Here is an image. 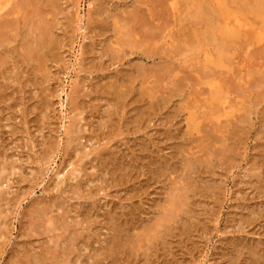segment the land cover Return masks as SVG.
Wrapping results in <instances>:
<instances>
[{
	"label": "rangeland",
	"instance_id": "obj_1",
	"mask_svg": "<svg viewBox=\"0 0 264 264\" xmlns=\"http://www.w3.org/2000/svg\"><path fill=\"white\" fill-rule=\"evenodd\" d=\"M11 1L21 8L24 7V5H27L26 3L28 2L27 0H20V2H18V0ZM11 1L7 0L9 3H13ZM22 1L24 5H22ZM48 1L49 0H34L32 7L28 8V6H26V11L29 10L27 12L30 14L29 17L25 14V9L24 11L22 9H20L22 11H18L16 10L17 8L14 9L15 5L12 4V7L11 4L7 3L9 8L6 6L5 12L8 15L7 19L10 24L2 25V27H7L5 28V31H8L10 25L17 28L14 30L13 27L12 29L14 32L10 29L12 32L8 31L9 33L7 34V32L0 27V36L2 34L0 39L6 38V42L2 41L0 44V49L4 52L3 54L0 50V56L3 54L0 57L2 60L0 61V63L2 62L0 64V168H3L4 166L3 170L1 169L0 171H3L2 174L0 173V180L2 181H0V190L2 193L4 192V194L1 193L2 195H0V264H15L20 262V259L23 260L19 264H26L28 260L32 261V257L37 254V256H39V254L43 255V257L45 256L43 264H61V259H63L61 257H64L62 255L65 252L62 251V249H65V244H69L68 237L73 233L76 235L79 228L81 231H78V233H80L78 235H87L86 237L89 239L80 236L78 242H83L81 239L82 237L88 239V241L86 240L88 242L86 245L88 249L86 247L83 248V251L82 249L79 250V260L77 262L75 261L76 263L74 264H91V261L93 264H97L96 262L99 261L101 263V253L105 250V244L112 241L111 238H115L113 240L114 245L111 243L112 246H110L115 250V252H113L114 257L109 256L111 261L106 258L107 260H104L101 264H108V261L109 264H113V262L115 264H125L123 262H125L126 258V264H146V261L148 264L151 262V264H260V259L261 263L264 264V28L262 29L264 26L261 24L259 18H253V16H249L250 14L244 16V12L243 14L240 13L241 17L238 14L239 12L235 13L231 11L228 13L229 16L227 14L222 17L223 19H219V23H213L217 29L220 25L226 27L225 24L227 23L229 26L234 25L233 19L235 18L233 17H236L239 21H242V19L244 20L241 22L242 25L240 26V32L242 33V35L239 36L240 40H228L229 44L224 46L220 41H223L225 44V42L227 43V40L226 38H222L216 29L214 34L207 24L203 22L201 23L200 21H197L199 24H197V22L194 23V21L198 20L195 18V15L191 12H187V14L186 11H184L183 7L187 0H179V8L177 7L176 0H154V5L157 1L162 3L158 4L157 2L159 7H157L156 4V6H154L155 9H151L153 6H148V8H150H147V4L150 5L152 0H56V3L55 0ZM143 1H146L147 3L145 4ZM32 2L33 0H29L28 5L30 6ZM164 2L168 7L164 6L166 5ZM35 3H39V5H36L39 10L35 7ZM180 4H182V6ZM39 6H43L42 10ZM160 6L163 9L160 8ZM165 7H167V9ZM33 8L35 9L34 11ZM145 8L148 9V14L150 13V16L147 15V17L149 16L150 18H153L152 15L154 14L155 18H153L151 22L153 23V20L156 19L154 20V23H156L155 25L154 23L149 24L151 19L144 17V13L146 12ZM150 9L151 11L149 12ZM11 10L14 14L10 13ZM36 10L40 12L38 13ZM143 10L145 11L143 12ZM156 10L159 14L158 17L155 15L157 14ZM35 11L38 13V16ZM167 11H169V14H167V16L169 15V18H166ZM42 14H46V17ZM190 14L192 15L191 17ZM235 14H238L239 17L237 15L235 16ZM7 15L0 16V24L6 20L5 17ZM12 15H15V19L13 20L11 19L13 17ZM41 15L43 18L40 19V17H42ZM136 15V18L140 21L134 20L136 19ZM247 15L252 21H248ZM30 17L32 19H30ZM140 17H144L145 21L142 18L140 19ZM162 17H165L163 19L165 20L164 23H169V26L167 25L168 30L162 25ZM187 17L190 20L186 19ZM25 18L29 21L27 23L25 20L27 25L23 22V19ZM46 19L51 23L49 24ZM147 19L150 20L147 22ZM166 19L171 20L167 21ZM176 19L179 20L176 21ZM43 20L46 21L44 22ZM34 21H37V25ZM113 21L114 23L116 21L119 22L118 26L120 27L118 28V32H120V34L115 31L117 30L115 28L117 27V23L114 26ZM122 21L125 23H122ZM229 21L233 24H230ZM30 22L36 26L32 28L31 26L33 25H31ZM129 22L133 23L129 24ZM141 22H144V24ZM246 22L249 25L246 24L248 28L245 29L246 25L244 23ZM43 23H46L47 25ZM120 24H123L124 26L125 24L129 25L128 27L126 25V28H124V26L122 27ZM133 24H135L136 27L138 26L139 34L142 33L140 31L141 29L145 32L146 28V33L152 32L151 34L154 35L152 40H148V42L143 41V44L130 43L133 39L140 38L144 33L138 35V29L134 27ZM141 24L144 26L140 29L139 26H142ZM26 26H28V28ZM153 26L158 27V29L155 27L157 31L152 29ZM25 27L27 29H25ZM37 27L40 28L36 29ZM42 27L43 30L41 29ZM129 27L132 32L131 30H127ZM161 27H163L164 32ZM197 27H200V29ZM259 28L262 29V34L260 32L261 29L259 30ZM195 29L196 33L192 31ZM158 30H161L163 33L158 34ZM40 31H43V33ZM133 31L136 32L133 33ZM166 31H171V33H167ZM252 31L255 33L252 34ZM23 32L26 34L23 35ZM51 32L54 38L56 36V40L51 38ZM153 32H156L157 35ZM247 32L248 34L246 35ZM127 33L132 35L130 36ZM199 33H202L204 36ZM27 34L30 35L31 41ZM173 34H176V37L173 36ZM249 34L250 36L246 37ZM34 35L35 37H33L32 41V36ZM170 35H172L173 39ZM251 36L254 37V40L257 38V41L251 40ZM154 38L157 39L155 40ZM203 38L206 40H203ZM216 38L219 39L216 40ZM259 38L263 40L261 41ZM168 39L171 43H168ZM177 39L179 40V43H177ZM181 39L185 41L183 42ZM43 40L45 42H43ZM180 40L182 41L181 44ZM165 42L169 44V46H165ZM5 43L7 45H5ZM149 43H151V46ZM53 44L56 45V47ZM220 44L223 46L218 47ZM185 46L187 48H185ZM157 47H159V50H156ZM220 47H226V49L222 51L220 50ZM149 48L153 49V51L151 50V52H149ZM190 48L192 50H190ZM6 49H8V51ZM51 50L54 51V53L52 52V55ZM117 50L119 51L117 52ZM147 50L148 52L145 53ZM169 50H171L170 53L168 52ZM23 52H26L24 53L25 56H23ZM164 52L169 54V56ZM214 52L216 55H214ZM115 53H117V55ZM162 56L164 57L162 58ZM29 57L31 59H29ZM148 65L150 66V69L156 73L159 70H162L163 73L168 71L170 75H166L164 83L170 84H164L163 82V84L160 83L161 86L158 84L161 92L154 91L155 96L152 98V101H156V104H154L155 107L152 106L148 110L146 108L145 110L147 111L144 112V114L147 112L146 115L143 114L140 123L137 124L133 122V119L137 114L135 113L136 104H142V106L145 107L148 104V100L145 99L147 104L145 102L144 104L141 103L138 99V93L135 90L133 95H123V99L120 100L116 99L117 97L115 96L117 95L116 91L125 90L124 87L126 86L124 84L121 86L120 84L121 82L124 83L123 80L127 77L128 73L125 74V70L126 72H129L130 70L129 74L132 76V73L138 71L139 67L148 70ZM156 65L158 67H155ZM159 65L160 68L163 65L162 68L164 70L160 69ZM40 67L42 70L41 72H38L37 70H39ZM157 68H159V70H157ZM150 69L146 72H150ZM174 72H177L178 74L174 75ZM40 73L46 75L44 76ZM208 73L210 75L213 73V75L217 77L215 80L218 84L222 83L218 81L220 77H222L224 79L223 81L228 80L231 82L229 83L226 81L229 86L233 83V88H227L228 85L227 87H224L226 85H219L220 88L218 85L214 86V84L217 83L214 80L213 75L209 76ZM172 74L174 77H171ZM196 74H199L198 77ZM40 76L42 77L39 78ZM175 76L177 77L175 78ZM181 76L182 78H180ZM168 78L170 80L173 79V81L168 80ZM43 79L45 80L43 81ZM165 80L168 82H165ZM180 82L181 84H178ZM172 83L175 84V86L172 85V87H174L172 88L173 90L169 87ZM208 83L211 84V86H209ZM179 85L181 87H186H177ZM235 85L238 89H234ZM255 85L257 87H255ZM105 86L109 87L106 88ZM162 86L165 87L163 88ZM167 86L170 90L166 88ZM210 87L216 91L212 90L213 93L210 90ZM134 88L139 90V85H135ZM159 88L154 90H158ZM175 88L178 90L180 89V91ZM222 88L226 89V91L223 92ZM163 89L165 92L162 93ZM166 89H168L167 91L169 92H166ZM203 91L205 94H203ZM207 91H210V93ZM227 91H229V93ZM156 92L160 93L156 94ZM226 93L227 95L231 94V101L235 99L234 103L229 102L230 96H224ZM219 94L224 95L221 96ZM156 95L159 96L156 98ZM219 96L220 98H218ZM236 96L238 97L234 98ZM163 97H165V99ZM223 97H227V101ZM160 98L164 100L159 101L158 99ZM133 99L137 101L132 103V101H134ZM215 99H217V101ZM236 99L238 101H236ZM197 100L200 104L196 102ZM209 100L211 103L214 100L217 103L214 101L215 104L213 105ZM239 100L242 104L241 107L239 105ZM117 101H119V104ZM192 101L194 102L191 103ZM191 104L193 105L190 106ZM201 104L202 106L204 105L202 107V109L205 108L204 110L201 109ZM227 104L230 106H227ZM185 105L189 106L187 107V110L190 112L188 111L187 113V110L184 108ZM208 106H210L209 110ZM211 106L214 108L212 109ZM223 107L230 112H227ZM238 107L240 109L237 111L236 108ZM195 108L197 110H195ZM191 109L193 110L192 112ZM200 109L202 111L201 114L203 115L200 114ZM210 110L213 113L220 112L218 113L220 117L217 116V113V115H215V118L219 117V121H217L219 122L218 124H216L217 122L214 120V115ZM77 112L80 113L78 114ZM122 113H124V115ZM242 113L245 116H243ZM240 114H242V117L237 118ZM78 115L81 116L79 117L80 120L77 118ZM200 115L203 116V122L201 121L203 119H201L202 117ZM186 116L191 117V119ZM146 118L150 120L149 123ZM241 118L244 119L242 120ZM185 120H188V124H186ZM205 120L206 123L208 121V124L206 125ZM78 121L81 122L79 123ZM126 122L127 124L123 126V123L125 124ZM132 125H134V128ZM192 125L194 127H192ZM125 126L126 130L123 128ZM207 126H209L208 130L206 129ZM190 127H192V129L189 131ZM195 128L205 134L201 133L203 134L201 135L198 133L202 136L199 137L198 135V138L197 135H194L197 133ZM119 131L120 133H118ZM189 132L190 134H188ZM71 133H74L75 135ZM111 133L112 136L110 135ZM219 136L221 137L220 140ZM103 138H105V141ZM88 139L90 140L88 141ZM214 140H217L216 143H214ZM223 140L225 142H223ZM70 141L72 142L70 143ZM218 141L219 143L217 144ZM201 143H203L202 147L200 146ZM228 143L231 147L226 145ZM176 144H179L180 146H177ZM216 144H220V146L218 147ZM223 144H225L226 147L225 145L223 146ZM211 145L216 147L215 152L217 149V152L219 151L220 155H217L218 153H215L213 148H211L213 150H210ZM192 147H194V149ZM220 147L223 148L221 149ZM196 148H200L201 150L203 148V150L200 151V149ZM195 149L197 151H194ZM198 150L200 153L197 154ZM211 151H213L212 154L215 156L210 154ZM106 152L108 153L106 154ZM174 152L176 157L172 155ZM201 153H205L203 155L204 158L200 157ZM181 155L183 157L186 156V158L183 159ZM205 155L209 156H206V158L207 160L209 159V163L212 162V167L211 165L209 166L207 160H203L205 159ZM178 157H182L181 159L186 162L184 163L185 165L192 163V169L185 166L182 163V160ZM195 157H200V159H196ZM166 158L167 160H165ZM192 158H195L194 160L196 161L202 159L206 164L201 160L200 162L197 161L199 162V165ZM161 159L165 160L164 164L161 162L163 161ZM154 161H156V163ZM166 161H168V164ZM165 164L167 165L165 166ZM103 165L105 166V169L103 168ZM179 165H182L185 169L181 168ZM203 165H206V167H203ZM155 166H158L160 169ZM167 166H171L169 167V170L167 169ZM202 167L204 169H202ZM170 169L172 173L170 172ZM74 170L75 173L73 172ZM145 170L147 171L146 174ZM190 170H192V172ZM112 172L114 173L111 174ZM169 172L171 174H169ZM210 172H213V174ZM162 173L165 174L162 175ZM167 173L168 175H166ZM188 173H190V175ZM71 174H75L76 176L74 175V177ZM152 175L155 176L154 179ZM186 175L188 179L185 177ZM178 178L179 180H177ZM203 178L205 181H203ZM211 179H216V184ZM79 181V185H81L77 186ZM182 181L184 182L180 183ZM206 181L207 184H204L203 182ZM191 182L192 184H194L193 182L196 183L192 186ZM198 182L200 183L199 185H197ZM72 185L73 187H71ZM203 185L207 191L202 187ZM215 185L218 186V188H215ZM77 187V191L81 190L80 193L75 192ZM179 187H181V189H188L190 187V190L188 189L186 191V205L184 204L181 208L179 207L176 212L175 216L179 220L174 216V218L170 219V223L166 222V224L159 216L162 213L161 210L164 214L166 212L164 211V207H168L164 206L162 203L164 202L168 205L167 199L170 196L169 193L172 191V188L174 189L173 192H178L180 190ZM211 187H213V189H211ZM208 188L212 191H209ZM201 189L203 191H201ZM169 190L170 192H167ZM208 192H211L212 194L210 193L209 195ZM130 194H133L134 197ZM57 196L58 199L56 200L61 203L58 201L56 202V200L54 201ZM163 199H166V202ZM189 199H191V204H189ZM160 204L163 205L162 209L158 207ZM40 207L49 208V214L50 212L51 214L50 216H46L49 219L57 218L54 220V229H51V231L50 229L46 230V222L43 220L46 217L41 218V216H37V209ZM183 207L187 210H184ZM179 210L184 213L182 212L181 214ZM251 211H253V213H251ZM33 212L35 214H33ZM156 213L157 215H154ZM60 214L64 216L61 217ZM59 216L62 218H60L61 220H64L63 218L65 217L66 219L64 221H66V223L61 221L58 218ZM34 217L35 219H33ZM38 217H40V222L38 221ZM111 219L113 220L110 223L109 221H111ZM121 220L124 222H121ZM156 220L157 222L154 224ZM37 221L38 224L36 225ZM68 221H72V223L75 224L72 225L75 227ZM30 222H33L35 225ZM144 222L146 223V226ZM56 223L59 224L56 225ZM67 223L70 224V227H68L69 224L67 225ZM76 223L78 226H76ZM132 225L133 228L137 227L133 229ZM115 226H117V228H115ZM120 227L122 230L118 229ZM125 228L126 230H124ZM165 228H168V233L165 231ZM66 229H69L72 232L69 230L67 231ZM96 229L98 231H96ZM52 230H56L55 233ZM64 230L66 231L65 233L63 232ZM74 230L76 233L73 232ZM111 231L113 233H111ZM122 231L126 233L124 234ZM131 231H135L134 234L136 235H133ZM137 231H140L141 235L144 236L139 235L140 233ZM143 231L145 232L143 233ZM84 232L85 234H83ZM148 232L149 237L147 234ZM158 232L161 233L160 235L163 240H161L162 238ZM58 233L60 235L63 233L64 236H60ZM68 233L69 235H67ZM97 233L99 234L97 235ZM113 234H117L118 236L116 235V237L118 238L113 237ZM154 234L156 236L158 234L159 239L158 237L155 238L156 236L153 237L152 235ZM163 234H165L164 237ZM125 235L131 237V239H129V237L128 239L132 241L137 240V236L141 237L138 238L142 240H140L139 245L136 246L134 242H129L128 239V241H126ZM56 236H58V238ZM122 236L125 238L124 241L122 240ZM151 236L153 238H151ZM142 237H144L145 240ZM104 239L107 240L105 241ZM58 241H61L62 246ZM89 241L91 243H89ZM149 242H151L153 247L148 245ZM122 243L123 247L121 245ZM160 243L161 245L163 244V249L160 247ZM53 244L56 245L57 248ZM143 244H145V247ZM88 245L94 248L92 249ZM131 245H135L136 247L134 246L132 248ZM58 247H60L61 250H58ZM137 247L139 250L136 249ZM131 248L134 251H131ZM253 248L256 251L253 250ZM31 249L33 251H31ZM86 249L88 251L84 254ZM90 249L95 253V256L92 251V253H88L90 252ZM95 250L97 251V254ZM20 251L23 252V255ZM255 252L257 253L256 255H254ZM24 253H26V255H24ZM80 253L83 255L81 256ZM142 254H144V256ZM90 255L93 258L89 257ZM257 255L261 257L257 258ZM96 257H98V259H95ZM124 257L126 258L124 259ZM144 257L150 259L145 260ZM58 258H60V260ZM70 258H72L73 261L74 257L72 256ZM84 258H87V260ZM89 258L90 260H88ZM142 258L144 261H141ZM25 259L27 260L26 262L24 261ZM29 263L30 262L28 261L27 264Z\"/></svg>",
	"mask_w": 264,
	"mask_h": 264
},
{
	"label": "bare ground",
	"instance_id": "obj_2",
	"mask_svg": "<svg viewBox=\"0 0 264 264\" xmlns=\"http://www.w3.org/2000/svg\"><path fill=\"white\" fill-rule=\"evenodd\" d=\"M8 1H9V0H8ZM10 1H11V0H10ZM23 1H24V0H23ZM23 1L21 2L22 5H24V4H23ZM25 1H26V0H25ZM27 1L29 2V0H27ZM35 1H36V0H35ZM49 1H50V0H49ZM49 1H48V2H49ZM52 1H54V0H52ZM150 1H151V0H150ZM153 1H154V0H152V3H151L150 5L147 4V8H148V6H150V7L153 6V7H151V9H152V8L155 9L154 6H156V4H157L158 1H157V2L155 1V2H156L155 5L153 4ZM163 1H167V0H163ZM11 2H13V1H11ZM18 2H20V0H18ZM28 2H27V3L25 2L27 5H24V7L21 8V7H18L17 5H15L14 2H13V3H9V2H7V0H0V16L7 15V13L5 12V9H6V6H7V3L11 4V6H12V4L15 5L16 7L14 6V9L17 8L16 10H18V11H19L20 9H22V10L24 11V9H25L26 6H28V8H30V7H32L33 4H34V0H33V2L31 3L30 6L28 5ZM30 2H31V1H30ZM143 2H144V1H143ZM143 2H142V5H143ZM178 2H180V1H179V0H176L177 7L179 8ZM55 3H56V0H55ZM144 3L146 4L147 2L145 1ZM148 3H149V2H148ZM181 3H182V1H181ZM16 4H17V2H16ZM152 4H153V5H152ZM158 4H162V3H159V2H158ZM158 4H157V7H159ZM164 4H166V3L164 2ZM182 4H183V3H182ZM182 4H180V5L182 6ZM36 5H39V3H37V4L35 3V7L37 8ZM11 6H10V7H11ZM40 6H41V5H40ZM40 6H39V7H40ZM164 6H167V4L164 5ZM164 6L162 5L163 8H164ZM7 7L9 8V6H7ZM12 7H13V6H12ZM12 7H11V8H12ZM35 7H34V8H35ZM42 7H43V6H42ZM42 7H40L41 10H42ZM150 7H149V8H150ZM162 7L160 6V8H162ZM167 7H168V6H167ZM167 7H165V8L167 9ZM34 8H33V11L35 10ZM149 8H148V9H149ZM163 8H162V9H163ZM178 8H177V9H178ZM183 8H184V11H186V13H187V12H188V13L191 12V13H193V15H195V18L198 19V20L194 21V23H196L197 21H200L201 23L203 22V23L207 24V25L210 27V29H212L211 31H212L213 33H214V31L217 30V31L219 32V34L221 35L222 38H226L227 43L225 42V44H224L223 41H220V40H219L220 42L223 43L224 46H227V45L229 44V43H228V40H231V41H232L233 39H239V40H240L239 36L242 35V33L240 32V26L242 25L241 22H243L244 20L242 19V21H239L238 19H236V17H233V18H235V19H233L234 25L229 26L228 23H227L228 21H227V22H226L227 24H225L226 27H223L222 25L219 24L221 27L219 26L217 29L215 28V26H214L213 23H215V24H216V23H219V21H220L219 19H221L222 17H224V15H227L229 12H231V11H232V12H235V13L239 12V13H238L239 15H240V13L243 14V12H244V16H246V14H250L249 16H253V18H259L261 24L264 26V0H200V1H198V0H197V1L187 0V1H185V6H184ZM26 9H27V8H26ZM26 9H25V14H27V15H28L27 17H29L30 14L27 13L29 10L26 11ZM37 9H38V8H37ZM145 9H146V8H145ZM148 9H146V12L148 11ZM151 9L149 10V12L151 11ZM166 9H165V10H166ZM168 9H169V8H168ZM175 9H176V8H175ZM22 10H20V11H22ZM31 10H32V9H31ZM31 10H30V12H31ZM38 10H39V9H38ZM38 10H36V11H38ZM36 11H35V13H36L37 16H38V13H39L40 11H38V13H37ZM144 11H145V10H143V12H144ZM160 11H161V9H160ZM178 11H179V9H178ZM43 12H44V11H43ZM146 12L144 13V14L146 15V16L144 15V17H145V18H150V17H149V16H150V15H149L150 13L148 14V12H147V13H146ZM157 12H158V11L156 10V13H157ZM162 12L164 13L163 10H162ZM172 12H173V11H172ZM172 12H170V13H172ZM179 12H180V11H179ZM10 13H13L12 10L10 11ZM31 13H32V12H31ZM35 13H33V14H35ZM163 13H161V14H163ZM173 13H174V12H173ZM188 13H187V14H188ZM13 14H14V13H13ZM15 14H17V13H15ZM20 14H22V13H20ZM25 14H24V15H25ZM46 14H47V11H46ZM46 14H45V15L42 14V15H43L44 17H46ZM167 14H169V11H167L166 16H167ZM238 14H235V16L237 15V16L239 17ZM24 15H23V16H24ZM42 15H41V16H42ZM147 15H149V16L147 17ZM155 15H157V17H158L159 14L157 13V14H155ZM164 15H165V14H164ZM164 15H161V16H164ZM230 15H231V14H230ZM12 16H13V15H12ZM17 16H18V15H17ZM25 16H26V15H25ZM37 16H35V17H37ZM43 16H42V17L39 16L40 19L43 18ZM131 16H132V15H131ZM152 16H153V18H155L154 14H153ZM183 16H185V15H183ZM183 16H182V18H183ZM191 16H192V15L190 14V17H191ZM228 16H229V14H228ZM240 16H241V15H240ZM7 17H8V15L5 17L6 20L3 21V22L0 24L1 29H3L4 31H5V28H7V27H4V28H3L2 25L4 26V25H6V24H8V25L10 24L9 21H8V19H7ZM27 17H26V18H27ZM32 17H33V16H32ZM39 17H38V19H39ZM132 17H134V16H132ZM136 17H137V15L135 16V18H136ZM144 17H143V18L140 17V19L142 18V19L145 21V18H144ZM157 17H156V18H157ZM173 17H175V16H173ZM188 17H189V15H188ZM188 17H187L186 19H188ZM241 17H242V16H241ZM26 18L23 19V22H24L25 25H27V23L29 22V21H27ZM127 18H129V17H127ZM153 18H150L151 20L149 19L150 22L152 21ZM160 18H161V17H160ZM164 18H165V17H162V20H163ZM166 18H169V15H168ZM176 18H177V17H176ZM182 18H181V19H182ZM247 18H248V15H247ZM253 18H252V19H253ZM11 19H12V20L15 19V15H14ZM16 19H17V18H16ZM18 19H19V18H18ZM30 19H32V18L30 17ZM38 19H37V20H38ZM129 19H130V18H129ZM158 19H159V18H158ZM222 19H223V18H222ZM1 20H2V19H1ZM25 20H26L27 23L25 22ZM33 20H36V19H33ZM46 20H47V19H46ZM46 20H43V21L45 22ZM126 20H127V19H126ZM134 20H135V21H136V20L140 21L138 18H136V19H134ZM149 20L147 19V22H148ZM154 20H156V19H154ZM154 20H153V23H154ZM160 20H161V19H160ZM160 20H158V21H160ZM166 20H167V19H166ZM168 20H171V19H168ZM168 20H167V21H168ZM177 20H179V19H176V21H177ZM188 20H190V19H188ZM228 20H229V19H228ZM249 20H251V19L248 18V21H249ZM10 21H11V20H10ZM15 21H16V20H15ZM43 21H41V22H43ZM47 21H48V20H47ZM130 21H131V20H130ZM132 21H133V20H132ZM164 21H165V20L161 21V22H163L162 25H164V27H166L165 29H167V25H168L169 23L166 24V23H164ZM167 21H166V22H167ZM191 21H192V20H191ZM245 21H246V20H245ZM251 21H252V20H251ZM251 21H250V22H251ZM34 22H35V21H34ZM48 22H49V21H48ZM126 22H128V21H126ZM133 22H134V21H133ZM133 22H129V24H130V23H133ZM150 22H149V24H153L152 22H151V23H150ZM170 22H171V21H170ZM184 22H185V21H184ZM192 22H193V21H192ZM221 22H222V21H221ZM229 22H230V21H229ZM250 22H249V23H250ZM258 22H259V21H258ZM16 23H17V21H16ZM46 23H47V22H46ZM46 23H43V24H46ZM50 23H51V22H49V24H50ZM52 23H53V22H52ZM98 23H99V22H98ZM113 23H114V21H113ZM116 23H117V24H116ZM122 23H125V22L122 21ZM141 23H142V22H141ZM158 23H159V22H158ZM174 23H175V21H174ZM12 24H13V23H12ZM24 24H23V25H24ZM30 24H31V22H30ZM35 24L37 25V21L35 22ZM115 24H116V26H117V27H115V28L117 29V30H115V31L118 32V31H119L118 28L120 27V26H118L119 22L116 21V22L114 23V26H115ZM129 24H128V25H129ZM136 24L139 25L140 22H139V24H138V23H136ZM142 24H144V22H143ZM142 24H141V25H142ZM145 24H147V23H145ZM155 24H156V23H154V25H155ZM165 24H166V26H165ZM197 24H199V22H197ZM230 24H233V23L230 22ZM244 24L246 25L247 22L244 23ZM8 25H7V26H8ZM25 25H24V26H25ZM31 25H33V26H31L32 28L36 26V25H34V24H31ZM40 25H41V24H40ZM46 25H47V24H46ZM120 25H122V27L124 26L123 24H120ZM126 25H127V24H125L124 28H126ZM128 25H127V27H128ZM133 25H134V27H136L135 24H133ZM247 25H249V24H247ZM247 25L245 26V29L248 28ZM114 26H113V27H114ZM143 26H144V25L139 26L140 29H141ZM168 26H169V25H168ZM10 27H11V28H10ZM10 27H9V29H8V31H10V32H12L13 29L15 30V28H17V27L11 26V25H10ZM13 27H14V28H13ZM26 27L28 28V26H26ZM26 27H25V29H27ZM46 27H47V26H46ZM132 27H133V26H132ZM137 27H138V26H137ZM137 27H136V28H137ZM150 27H151V26H150ZM155 27H156V29H158L157 26H155ZM155 27L153 26L152 29H153V30H156ZM12 28H13V29H12ZM39 28H40V27H39ZM39 28L37 27L36 29H39ZM47 28H48V27H47ZM145 28H146V27H145ZM145 28H144V29H145ZM159 28H160V26H159ZM197 28L200 29V27H197ZM206 28H207V27H206ZM254 28H255V27H254ZM263 28H264V27H262V29H263ZM10 29H12V30H10ZM19 29H20V28H19ZM29 29H30V28H29ZM29 29H28V30H29ZM36 29H35V30H36ZM41 29L43 30V27H42ZM137 29H138V28H137ZM146 29H147V28H146ZM146 29H145V32H144L142 29L140 30L142 33L144 32L143 35H142L140 38H137V39L134 40V39H133L134 36H133V37H132L133 40H132V42H130V43L143 44V41H144V42H148V40L151 41L154 35L151 34L152 32H151V33H149V32L146 33ZM150 29H151V28H150ZM161 29H162V31H163V27H161ZM215 29H216V30H215ZM241 29H242V28H241ZM257 29H258V28H257ZM260 29H261V28H259V30H260ZM262 29L260 30L261 34L264 32V31L262 32ZM14 30H13V32H14ZM33 30H34V29H33ZM127 30H131V28L129 27ZM167 30H168V29H167ZM242 30H243V29H242ZM247 30H248V29H247ZM0 31H1V30H0ZM8 31H5V32H7V34H8V33H9ZM19 31H20V30H19ZM29 31H31V30H29ZM48 31H49V29H48ZM120 31L123 32L122 30H120ZM124 31H125V30H124ZM137 31H138V32H137L138 35H141V34H142V33L139 34V29H138ZM147 31H148V30H147ZM156 31H157V30H156ZM160 31H161V30H160ZM160 31L158 30V34H159V33L161 34V33L164 32V31H163V32H162V31L160 32ZM186 31H187V30H186ZM192 31H194V33H196V29H195V30H192ZM206 31H207V30H206ZM38 32H39V31H38ZM40 32H41V31H40ZM131 32H132V30H131ZM135 32H136V31H135ZM135 32L133 31V33H135ZM166 32H167V31H166ZM166 32H165V33H166ZM198 32H199V31H198ZM204 32H205V31H204ZM204 32H203V34H204ZM244 32H245V31H244ZM252 32H253V31H252ZM252 32H250V33H252ZM3 33H4V32H3ZM23 33H24V32H23ZM41 33H43V31H42ZM44 33H45V32H44ZM118 33L120 34V32H118ZM123 33H124V32H123ZM137 33H136V34H137ZM153 33H156V32H153ZM165 33H164V34H165ZM167 33H171V31H170V32H167ZM254 33H255V32H253L252 34H254ZM25 34H26V33H24L23 35H25ZM46 34H47V33H46ZM50 34H52V32H51ZM50 34H49V35H50ZM119 34H118V36H119ZM121 34H122V33H121ZM127 34H129L130 36L132 35V34H130V33H127ZM127 34H126V37H127ZM199 34L202 35V33H199ZM199 34H197V35H199ZM207 34H209V33H207ZM210 34H211V33H210ZM214 34H215V33H214ZM247 34H248V32L246 33V35H247ZM252 34H251V35H252ZM27 35H28V34H27ZM156 35H157V33H156ZM162 35H163V34H162ZM258 35H259V34H258ZM1 36H2V34H1ZM1 36H0V37H1ZM10 36H11V35H10ZM123 36H124V35H123ZM160 36H161V35H160ZM163 36H164V35H163ZM170 36H171V38H172V35H170ZM173 36L176 37V34H175V35L173 34ZM202 36H204V35H202ZM206 36H207V35H206ZM213 36H214V35H213ZM249 36H250V34H249L248 36H246V37H249ZM259 36H260V35H259ZM28 37H30V35H28ZM33 37H35V35L32 36V41H33ZM36 37H37V35H36ZM38 37H39V36H38ZM155 37H156V36H155ZM175 37H174V38H175ZM196 37H197V36H196ZM215 37H216V35H215ZM251 37H252V36H251ZM251 37H250V38H251ZM7 38H8V37H7ZM39 38H40V37H39ZM51 38H54V37H53V34H52ZM134 38H135V37H134ZM200 38H201V37H200ZM205 38H206V37H205ZM207 38H208V37H207ZM255 38H256V37H255ZM154 39H155V38H154ZM156 39H157V38H156ZM156 39H155V40H156ZM159 39H160V38H159ZM165 39H166V38H165ZM172 39H173V38H172ZM198 39H199V38H198ZM198 39H197V40H198ZM208 39H209V38H208ZM217 39H219V38H216V40H217ZM256 39H257V38H256ZM256 39H255V40H256ZM259 39H260V38H259ZM259 39H258V40H259ZM5 40H6V38H5V39H3V38L0 39V44H1L2 41L6 42ZM54 40H56V36H55ZM54 40H53V41H54ZM118 40H119V39H118ZM118 40H116V41H118ZM139 40H140V41H139ZM161 40H162V39H161ZM181 40L183 41V39H181ZM181 40H180V44H181V42H182ZM203 40H206V39L203 38ZM222 40H223V39H222ZM251 40H254V37H252ZM255 40H254V41H255ZM260 40L262 41L263 39H260ZM260 40H259V41H260ZM30 41H31V37H30ZM39 41H40V40H39ZM41 41H42V39H41ZM41 41H40V42H41ZM127 41H128V40H127ZM158 41H159V40H158ZM167 41H169V39H168ZM178 41H179V40L177 39V43H179ZM184 41H185V40H184ZM184 41H183V42H184ZM208 41H209V40H208ZM212 41H213V40H212ZM224 41H225V40H224ZM233 41H234V40H233ZM235 41H236V40H235ZM256 41H257V40H256ZM259 41H258V42H259ZM43 42H45V41L43 40ZM172 42L174 43L173 40H172ZM175 42H176V40H175ZM201 42H202V41H201ZM33 43H34V42H33ZM33 43H32V44H33ZM117 43H118V42H117ZM165 43H166V42H165ZM168 43H171V41H169ZM222 43H221V44H222ZM40 44H43V43H40ZM48 44H49V42H48ZM54 44H56V43H54ZM54 44H53V45H54ZM114 44H115V43H114ZM118 44H119V43H118ZM120 44H121V43H120ZM128 44H129V43H128ZM160 44H161V43H160ZM160 44H159V45H160ZM182 44H183V43H182ZM184 44H185V43H184ZM193 44H194V43H193ZM214 44H215V42H214ZM216 44H217V42H216ZM221 44L218 45V47H219V46H223V45H221ZM226 44H227V45H226ZM5 45H7V44L5 43ZM49 45H50V44H49ZM149 45L151 46V43H149ZM149 45H148V47H149ZM152 45H153V44H152ZM172 45H173V44H172ZM172 45H171V46H172ZM185 45H186V44H185ZM195 45H196V44H195ZM29 46H31V45H29ZM54 46L56 47V45H54ZM116 46H117V45H116ZM116 46H115V47H116ZM139 46H140V45H139ZM165 46H169V44L166 43ZM0 47H1V46H0ZM36 47H37V46H36ZM45 47H46V46H45ZM52 47H53V46H52ZM117 47H118V46H117ZM121 47H122V46H121ZM154 47H155V46H154ZM172 47H173V46H172ZM172 47H171V48H172ZM218 47H217V48H218ZM228 47H229V46H228ZM33 48H34V47H33ZM47 48H48V47H47ZM158 48H159V47H157L156 50H159ZM183 48H184V46H183ZM185 48H187V47L185 46ZM220 48H221L220 50H222V51L226 49V47H223V48L220 47ZM3 49H4V47H3ZM23 49H24V48H23ZM29 49H30V48H29ZM51 49H53V48H51ZM55 49H56V48H55ZM114 49H115V48H114ZM120 49H121V48H120ZM149 49H150L149 52H151V50L153 51V49H151V48H149ZM168 49H169V48H168ZM0 50H1V49H0ZM6 50L8 51V49H6ZM156 50H155V52H156ZM190 50H192V49L190 48ZM1 51H2V50H1ZM31 51H32V50H31ZM35 51H36V50H35ZM45 51H46V50H45ZM114 51H115V50H114ZM118 51H119V50H117V52H118ZM166 51H167V49H166ZM184 51H185V49H184ZM216 51H217V50H216ZM21 52H22V51H21ZM47 52H49V51H47ZM52 52L54 53V51L51 50V55L53 54ZM120 52H121V51H120ZM146 52H148V50L145 51V53H146ZM168 52L170 53L171 50H169ZM217 52H218V51H217ZM224 52H225V51H224ZM2 53L4 54L3 51H2ZM24 53H26V52H23V56H25ZM113 53H114V52H113ZM141 53H142V52H141ZM156 53H157V52H156ZM158 53H159V52H158ZM164 53H165V52H164ZM211 53H212V52H211ZM218 53H219V52H218ZM222 53H223V52H222ZM3 54H2V55H3ZM27 54H28V53H27ZM39 54H40V53H39ZM49 54H50V53H49ZM115 54L117 55V53H115ZM154 54H155V53H154ZM165 54H166L167 56H169V54H167V53H165ZM2 55H1V56H2ZM30 55H31V54H30ZM40 55H41V54H40ZM40 55H39V56H40ZM142 55H143V54H142ZM150 55H151V54H150ZM157 55H158V54H157ZM214 55H216L215 52H214ZM1 56H0V57H1ZM26 56H28V55H26ZM144 56H146V55H144ZM153 56H154V55H153ZM167 56H165V57H167ZM212 56H213V55H212ZM7 57H8V55H7ZM40 57H42V56H40ZM114 57H117V56H114ZM149 57H150V56H149ZM156 57H157V56H156ZM163 57H164V56H162V58H163ZM26 58H27V57H26ZM35 58H36V57H35ZM37 58H38V56H37ZM110 58H111V57H110ZM118 58H119V57H118ZM154 58H155V57H154ZM167 58H168V57H167ZM27 59H28V58H27ZM29 59H31V58L29 57ZM33 59H34V58H33ZM112 59H113V57H112ZM145 59H146V58H145ZM164 59H165V58H164ZM43 60H44V58H43ZM114 60H115V59H114ZM114 60H113V61H114ZM147 60H148V57H147ZM167 60H168V59H167ZM212 60H213V58H212ZM0 61H2V60L0 59ZM6 61H7V60H6ZM35 61H36V59H35ZM44 61H45V60H44ZM111 61H112V60H111ZM164 61H165V60H164ZM164 61H162V62H164ZM4 62H5V60H4ZM4 62H3V64H4ZM116 62H117V61H116ZM116 62H115V63H116ZM159 62H161V61H159ZM1 63H2V62H1ZM1 63H0V64H1ZM38 64H39V62H38ZM40 64H41V63H40ZM144 64L146 65L145 62H144ZM159 64H160V63H159ZM161 64H162V63H161ZM34 65H35V64H34ZM150 65H153V64H150ZM154 65H155V64H154ZM167 65H168V64H167ZM203 65H204V64H203ZM32 66H33V65H32ZM42 66H43V65H42ZM148 66H149V65H148ZM169 66H170V65H169ZM169 66H168V67H169ZM200 66H201V65H200ZM30 67H31V66H30ZM35 67H36V66H35ZM133 67H134V66H133ZM151 67H152V66H151ZM155 67H158V66L156 65ZM162 67H163V65L161 66V68H160V65H159V68H160V69H163ZM168 67H167V68H168ZM206 67H207V66H206ZM146 68H147V67H146ZM159 68H157V70H159ZM164 68H165V66H164ZM169 68H170V67H169ZM169 68H168V69H169ZM43 69H44V68H43ZM134 69H135V68H134ZM147 69H148V68H147ZM149 69H150V66H149ZM149 69H148V70H149ZM200 69H201V68H200ZM208 69H209V68H208ZM227 69H228V68H227ZM34 70H35V69H34ZM41 70H42V68L40 67L39 70H37V71H38V72H39V71L41 72ZM148 70H146V69L144 70L143 68L139 67V68H138V71H136V72L133 71L135 74L132 73V74H133L132 76H131V74H129V73H130V70H129V72H126V70H125V74L128 73L129 75L127 74V77H126L125 79L123 78V79H124V80H123L124 83H123V82L120 83L121 86H122L123 84L126 86V87L123 86V87L125 88V90L123 89L122 91H120V90H118V86H117V90H118V92L116 91V94H117V95H116V96L114 95L115 97H117L116 99L120 100V99H123V95H133V93H135V92H134V90H135V91L138 93V97H139L138 99L140 100L141 103L144 104L145 99L148 100V101H147L148 104L145 102V103L147 104V106H145V107L142 106V104H136V110H135V109H134V110H135V113H137V114H136V117L133 119V122H134V123H137V124L140 123V120L142 119L144 112L147 111L148 109H150L152 106H154V104H156V101H152V100H153L152 98H154V96H155V92H154V91H160V88H159V87L161 86L160 83H162V82L164 83V79H165L166 75L169 74L168 71H167L166 73H163L162 70H161V71L159 70V71L156 73V72H153L151 69H150V70H151L152 72H151V71H150V72H146V71H148ZM163 70H164V69H163ZM165 70H166V69H165ZM210 70H211V69H210ZM37 71H36V72H37ZM154 71H155V70H154ZM226 71H227V70H226ZM171 72H173V71H171ZM202 72H203V71H202ZM196 73H198V72H196ZM206 73H207V72H206ZM218 73H219V72H218ZM221 73H222V71H221ZM227 73H228V72H227ZM40 74H41V73H40ZM175 74H178V73H177V72H174V75H175ZM201 74H202V73H201ZM219 74H220V73H219ZM41 75H44V76H45L46 74H43V73H42ZM169 75H170V74H169ZM174 75L172 74L171 77H174ZM196 75H197V77H198L199 74H196ZM208 75H209V76H212L213 73H212V75H210V74L208 73ZM200 76H201V75H200ZM209 76H208V77H209ZM41 77H42V76H40L39 78H41ZM46 77H47V76H46ZM120 77H121V76H120ZM120 77H119V78H120ZM169 77H170V76H169ZM176 77H177V76H175V78H176ZM202 77H203V76H202ZM205 77H206V76H205ZM213 77H214V80H215V78H217V77H215L214 75H213ZM119 78H118V80H119ZM180 78H182V76H181ZM221 78H222V77H220V79H219L218 81L222 82L223 84H222V83H221V84H218L216 80H215V81H216L217 84H214L215 81H214V83H212V84H214V86H215V85H216V86H217V85H218V86H219V85H221V86H222V85H223V86L226 85V86H224V87H227L228 84H227L226 81H228V80L223 81L224 79H223V78L221 79ZM46 79H47V78H46ZM166 79H167V78H166ZM183 79H184V78H183ZM183 79H182V81H183ZM201 79H203V78H201ZM204 79H205V78H204ZM44 80H45V79H43V81H44ZM114 80H116V79H114ZM120 80H121V79H120ZM168 80H170V79L168 78ZM171 80L173 81V79H171ZM171 80H170V81H171ZM176 80H177V79H176ZM176 80H175V81H176ZM199 80H200V79H199ZM212 80H213V79H212ZM221 80H222V81H221ZM43 81H42V82H43ZM125 81H126V83H125ZM166 81H167V80H165V82H166ZM180 81H181V79H180ZM42 82H41V84H42ZM113 82H114V81H113ZM117 82H118V81H117ZM167 82H168V81H167ZM177 82H178V81H177ZM212 82H213V81H212ZM220 82H219V83H220ZM228 82H229V81H228ZM43 83H44V82H43ZM115 83H116V82H115ZM115 83H114V85H115ZM163 83H162V84H163ZM202 83H203V82H202ZM210 83H211V82H210ZM224 83H225V84H224ZM229 83H231V82H229ZM110 84H111V83H110ZM137 84L139 85V90H136V89L134 88L135 85H137ZM158 84H159L160 86H159ZM164 84H170V83H164ZM178 84H181V82L178 83ZM256 84H257V83H256ZM172 85L175 86V84L172 83L171 86H169L170 89L174 88V87H172ZM184 85H185V83H184ZM186 85H189V84H186ZM205 85H207V84H205ZM208 85L211 86V84H209V83H208ZM257 85H258V84H257ZM115 86H116V85H115ZM119 86H120V85H119ZM156 86H157V87H156ZM158 86H159V87H158ZM214 86H213V87H214ZM233 86H234V84L232 83L231 86L228 85L227 88H230V87L233 88ZM105 87L108 88L109 86H108V87L105 86ZM112 87H114V86H112ZM155 87H156V88H155ZM162 87L164 88L165 86H162ZM162 87H161V88H162ZM169 87L167 86L166 88L169 89ZM177 87H181V86L179 85V86H177ZM183 87H184V86H183ZM183 87H181V88H183ZM185 87H186V86H185ZM185 87H184V88H185ZM189 87H190V86H189ZM255 87H257V86L255 85ZM259 87H260V86H259ZM137 88H138V87H137ZM157 88H159V89H158V90H154V89H157ZM219 88H220V86H219ZM239 88H240V87H239ZM110 89H111V88H110ZM168 89H166V92H169V91H167ZM170 89H169V90H170ZM175 89H177V88H175ZM175 89H174V90H175ZM222 89H223V88H222ZM234 89H238L236 85H235V88H234ZM112 90H113V89H112ZM115 90H116V89H115ZM172 90H173V89H172ZM177 90H178V89H177ZM182 90H183V89H182ZM207 90H208V88H207ZM210 90L212 91L213 89L210 87ZM109 91H110V90H109ZM175 91H176V90H175ZM178 91H180V89H179ZM178 91H177V92H178ZM213 91H216V90H213ZM213 91H212V92H213ZM222 91L225 92L226 89H223ZM232 91H234V90H232ZM160 92H161V91H160ZM160 92H158V93H160ZM163 92H165L164 89L162 90V93H163ZM200 92H201V90H200ZM207 92L210 93V91H207ZM218 92H219V91H218ZM227 92L229 93V91H227ZM236 92H237V91H236ZM236 92H235V93H236ZM260 92H261V91H260ZM111 93H113V92H111ZM137 93H136V96H137ZM158 93L156 92V94H158ZM213 93H214V92H213ZM235 93H234V94H235ZM107 94H108V93H107ZM114 94H115V93H114ZM164 94H166V93H164ZM164 94H163V95H164ZM172 94H173V93H172ZM199 94H200V93H199ZM203 94H205L204 91H203ZM206 94H207V93H206ZM237 94H238V92H237ZM237 94H236V95H237ZM161 95H162V94H161ZM169 95H170V94H169ZM169 95H168V96H169ZM176 95H177V94H176ZM214 95H216V94H214ZM214 95H213V96H214ZM219 95L222 96V95H224V94H219ZM226 95H227V93H226L224 96H226ZM230 95H231V94H230ZM230 95H227V96H230ZM157 96H159V95H156V98H157ZM179 96H180V95H179ZM211 96H212V95H211ZM131 97H132V96H131ZM165 97H166V96H165ZM165 97H163V98L165 99ZM171 97H172V96H171ZM207 97H208V95H207ZM237 97H238V96H236V97H234V98H237ZM125 98H126V97H125ZM169 98H170V97H169ZM202 98H203V96H202ZM204 98H206V97H204ZM209 98H210V97H209ZM212 98H213V97H212ZM215 98H216V97H215ZM218 98H220V96H219ZM223 98H224L225 100L227 99V97H226V98L223 97ZM223 98H221V99H223ZM164 99L160 98V99H158V100L160 101V100H164ZM221 99H220V100H221ZM224 99H223V100H224ZM229 99H230L229 102H233V103L235 102V101H234L235 99L231 101V99H232L231 96H230ZM133 100H134V101H132V103H135V101H137V100H135V99H133ZM212 100H213V99H212ZM215 100L217 101V99H215ZM215 100H214V101H215ZM111 101H112V100H111ZM127 101H128V100H127ZM166 101H167V100H166ZM166 101H165V102H166ZM206 101H207V100H206ZM214 101H213V102H214ZM216 101H215V102H216ZM226 101H227V100H226ZM236 101H238V100L236 99ZM118 102H119V101H117V103H118ZM128 102H129V101H128ZM162 102H163V101H162ZM193 102H194V101H192L191 103H193ZM196 102H198V103L200 104V102H199L198 100H197ZM209 102H210V100H209ZM213 102H212V103L210 102V103L214 105L215 102H214V103H213ZM218 102H219V101H218ZM221 102H222V100H221ZM224 102H225V101H224ZM224 102H223V103H224ZM229 102H228V103H229ZM239 102H240V100H239ZM74 103H75V102H74ZM74 103H73V104H74ZM112 103H113V102H112ZM117 103H116V105H117ZM163 103H164V102H163ZM206 103H208V102H206ZM216 103H217V102H216ZM236 103H238V102H236ZM242 103H244V102H242ZM118 104H119V103H118ZM130 104H131V103H130ZM152 104H153V105H152ZM199 104H198V105H199ZM225 104H226V103H225ZM137 105H138V106H137ZM139 105H140V106H139ZM188 105H189V104H188ZM192 105H193V104H191L190 106H192ZM207 105H208V104H207ZM217 105H218V104H217ZM233 105H235V104H233ZM239 105H240V107L242 106L241 102H240ZM124 106H126V105H124ZM203 106H204V105H203ZM203 106H202V104H201V106H200L201 109H202ZM219 106H220V105H219ZM227 106H230V105L227 104ZM44 107H45V106H44ZM75 107H77V106H75ZM154 107H155V106H154ZM187 107H189V106H187V105L184 106V108H185L186 110L188 109ZM193 107H194V106H193ZM200 107H198V108H200ZM211 107H212V106H211ZM128 108H129V107H128ZM146 108H147V110H145ZM196 108H197V106H196ZM196 108H195V110H197ZM213 108H214V107H212V109H213ZM223 108H225V107H223ZM230 108H231V107H230ZM75 109L78 110L77 108H75ZM124 109H125V108H124ZM192 109H193V108H192ZM192 109H191V112L193 111ZM201 109H200V111H201ZM204 109H205V108H204ZM204 109H202V110H204ZM209 109H210V106H208V110H209ZM212 109H211V110H212ZM218 109H219V108H218ZM220 109H221V108H220ZM236 109H237V111H238V109H240V108L238 107V108H236ZM134 110H133V111H134ZM211 110H210V111H211ZM225 110H227V109L225 108ZM242 110H243V109H242ZM188 111H189V110H187V113H188ZM200 111H199V112H200ZM205 111H206V110H205ZM212 111H213V110H212ZM212 111H211V113H213ZM215 111H216V109H215ZM218 111H219V110H218ZM246 111H247V110H246ZM127 112H128V111H127ZM189 112H190V111H189ZM197 112H198V111H197ZM227 112H230V111L227 110ZM77 113L79 114L80 112H77ZM146 113H147V112H146ZM146 113H145L144 115H146ZM150 113H151V112H150ZM201 113H202V111L200 112V114H201ZM216 113L218 114V113H220V112H215V113H213L214 116H213V115H212V116H213L214 118L216 117L215 115H217ZM225 113H226V112H225ZM231 113H232V112H231ZM233 113H234V112H233ZM122 114L124 115V113H122ZM206 114H207V113H206ZM242 114H243V113H242ZM242 114H240L239 116H237V118H238V117H242V116H241ZM76 115H77V114H76ZM147 115H151V114H147ZM152 115H153V114H152ZM154 115H155V114H154ZM156 115H157V114H156ZM189 115H190V114H189ZM198 115H199V114H198ZM201 115H203V114H201ZM201 115H200V116H201ZM220 115H221V114H220ZM222 115H223V114H222ZM131 116H132V115H131ZM134 116H135V114H134ZM200 116H199V117H200ZM217 116H219V114H218ZM243 116H245V115L243 114ZM79 117H81V116L78 115V117H77L78 120H80ZM147 117H148V116H147ZM167 117H168V116H167ZM186 117H187V116H186ZM201 117H202L201 119H203V116H201ZM204 117H205V116H204ZM213 117H212V118H213ZM219 117H220V116H219ZM219 117H218V118H215L214 120H215L216 122L219 121V120H218ZM75 118H76V117H75ZM75 118H74V119H75ZM77 118H76V119H77ZM123 118H124V117H123ZM126 118H127V117H126ZM187 118L191 119V117H187ZM212 118H211V120H212ZM146 119H147V118H146ZM153 119H154V118H153ZM153 119H152V120H153ZM201 119H200V120H201ZM216 119H217V120H216ZM241 119H242V118H241ZM243 119H244V118H243ZM243 119H242V120H243ZM239 120H240V119H239ZM74 121H75V120H74ZM118 121H119V120H118ZM125 121H126V120H125ZM145 121H146V120H145ZM147 121H148V123L150 122L149 119H147ZM187 121H188V120H187ZM187 121L185 120L186 124H188ZM201 121L203 122L204 119L201 120ZM78 122H79V121H78ZM80 122H81V121H80ZM80 122H79V123H80ZM127 122H128V121H127ZM127 122H126L125 124L123 123V126L126 125ZM216 122H215V123H216ZM118 123H119V122H118ZM196 123H197V120H196ZM198 123H199V122H198ZM218 123H219V122H217L216 124H218ZM141 124H143V123H141ZM141 124H140V125H141ZM206 124H208V121H207V123H206V120H205V125H206ZM216 124H215V125H216ZM70 125H71V123H70ZM70 125H69V126H70ZM75 125H76V124H75ZM77 125H78V124H77ZM198 125H199V124H198ZM141 126H142V125H141ZM186 126H188V125H186ZM199 126H200V125H199ZM209 126H210V125H209ZM209 126H207V128H206L207 130H208V127H209ZM211 126H212V125H211ZM71 127H72V126H71ZM71 127H70V128H71ZM80 127H82V126H80ZM132 127L134 128V125H132ZM192 127H194V126L192 125ZM192 127L189 128V131L192 129ZM203 127H204V126H203ZM216 127H217V125H216ZM120 128H121V127H120ZM123 128L126 130V126L123 127ZM200 128H201V127H200ZM68 129H69V128H68ZM74 129H75V128H74ZM79 129H81V128H79ZM118 129H119V128H118ZM195 129H196V128H195ZM195 129H194V130H195ZM202 129H203V128H202ZM216 129H217V128H216ZM72 130H73V129H72ZM129 130H130V129H129ZM129 130H128V131H129ZM137 130H138V129H137ZM194 130H192V131H194ZM196 130H197V129H196ZM210 130H211V129H210ZM210 130H209V131H210ZM213 130H214V129H213ZM69 131H70V130H69ZM69 131H68V132H69ZM75 131H76V129H75ZM82 131H83V130H82ZM120 131H121V130H120ZM120 131H119L118 133H120ZM203 131H204V129H203ZM209 131H208V132H209ZM71 132H72V131H71ZM77 132H78V131H77ZM129 132H130V131H129ZM139 132H140V131H139ZM196 132H197V133L194 134V135H197V137H198L199 134L203 133L202 131L200 132V130H199V131L197 130ZM210 132H211V131H210ZM210 132H209V133H210ZM198 133H199V134H198ZM211 133H213V132H211ZM71 134L75 135L74 133H71ZM188 134H190V132H189ZM203 134H205V133H203ZM203 134H201V135H203ZM78 135H79V134H78ZM107 135H108V133H107ZM107 135H105V136H107ZM110 135L112 136V133H111ZM194 135H193V136H194ZM201 135H199V137H200ZM76 136H77V135H76ZM111 136H110V137H111ZM188 136H189V135H188ZM102 137H103V136H102ZM107 137H108V136H107ZM107 137H106V138H107ZM191 137H192V136H191ZM199 137H198V138H199ZM201 137H202V136H201ZM208 137H209V136H208ZM76 138H77V137H76ZM189 138H190V137H189ZM198 138H197V140H198ZM203 138H204V137H203ZM203 138H202V139H203ZM209 138H210V137H209ZM211 138H212V137H211ZM103 139H104V141H105V138H103ZM193 139H194V138H193ZM195 139H196V138H195ZM204 139H205V138H204ZM214 139H215V138H214ZM220 139H221V137L219 136V140H220ZM89 140H90V139H88V141H89ZM109 140H110V138H109ZM99 141H100V140H99ZM200 141H201V138H200ZM202 141H203V140H202ZM216 141H217V140H214V143H216ZM71 142H72V141H70V143H71ZM109 142H110V141H109ZM109 142H107V143H109ZM223 142H225V141L223 140ZM226 142H227V141H226ZM70 143H68V144H70ZM208 143H210V142H208ZM212 143H213V141H212ZM218 143H219V141L217 142V144H218ZM195 144H196V142H195ZM202 144H203V143L200 144L201 147H202ZM204 144H205V143H204ZM217 144H216V145H217ZM220 144H221V142H220ZM220 144L217 145V146L219 147ZM231 144H232V143H231ZM92 145H93V144H92ZM105 145H106V144H105ZM174 145H175V144H174ZM176 145H177V144H176ZM196 145H197V144H196ZM213 145H214V144H213ZM216 145H215V146H216ZM221 145H222V144H221ZM224 145H225V144H223V146H224ZM226 145L228 146L229 143L226 144ZM226 145H225V147H226ZM98 146H99V145H98ZM177 146H180V145L178 144ZM192 146H193V145H192ZM209 146H210V145H209ZM229 146L231 147V145H229ZM234 147H235V146H234ZM140 148H142V147H140ZM174 148H175V146H174ZM174 148H173V149H174ZM192 148L194 149V147H192ZM192 148H190V149H192ZM203 148H204V147H203ZM203 148H202V150H203ZM205 148H206V147H205ZM211 148H213V149H214V152H215V148H216V147H214V146L211 145L210 150H213V149H211ZM220 148H221V147H220ZM222 148H223V147H222ZM222 148H221V149H222ZM232 148H233V147H232ZM102 149H104V148H102ZM193 149H192V150H193ZM196 149H200V148H196ZM196 149H195L194 151H197ZM208 149H209V147H208ZM234 149H235V148H234ZM112 150H114V149H112ZM112 150H111V151H112ZM185 150H187V149H185ZM192 150H191V151H192ZM202 150L200 149V151H202ZM90 151H91V150H90ZM101 151H102V150H101ZM104 151H105V150H104ZM187 151H188V150H187ZM222 151H223V150H222ZM225 151L227 152L226 149H225ZM86 152H87V151H86ZM86 152H85V153H86ZM171 152H172V151H171ZM188 152H189V151H188ZM192 152H193V151H192ZM192 152H191V153H192ZM212 152H213V151H211L210 154H212ZM216 152H217V149H216ZM216 152H215V153H216ZM226 152H225V153H226ZM229 152H230V151H229ZM99 153H100V151H99ZM107 153H108V152H106V154H107ZM193 153H194V152H193ZM198 153H200L199 150H198L197 154H198ZM217 153H218L217 155H220L219 151H218ZM225 153H224V155H225ZM83 154H84V153H83ZM169 154H171V153H169ZM178 154H179V153H178ZM180 154H181V153H180ZM189 154H190V153H189ZM204 154H205V153H201L200 157L202 158ZM221 154H223V153H221ZM86 155H87V154H86ZM99 155H100V154H99ZM99 155H98V156H99ZM102 155H103V153H102ZM102 155H101V156H102ZM172 155L175 156V152H174V154H172ZM184 155H185V154H184ZM212 155H213V154H212ZM212 155H211V156H212ZM107 156H108V155H107ZM181 156H182V155H181ZM190 156H191V155H190ZM206 156L209 157L208 155H205V159H203V160H207ZM213 156H215V155H213ZM228 156H230V155H228ZM110 157H111V156H110ZM175 157H176V156H175ZM182 157H183V156H182ZM182 157H181V158H182ZM187 157H188V156H187ZM191 157H192V156H191ZM200 157H199V158H196V157H195V158H196V159H200ZM222 157H224V156H222ZM159 158H161V157H159ZM164 158H165V157H164ZM178 158H179V157H178ZM181 158H179V159H181ZM184 158H186V156H184L183 159H184ZM195 158H194V159H195ZM203 158H204V157H203ZM219 158H220V156H219ZM219 158H218V159H219ZM175 159H176V158H175ZM192 159H193V158H192ZM194 159H193V160H194ZM213 159H215V158H213ZM220 159H221V158H220ZM225 159H226V157H225ZM96 160H98V159H96ZM156 160H158V159H156ZM161 160H163V159H161ZM165 160H167V158H166ZM165 160H163V161H161V162H163V164H164V161H165ZM181 160H182V159H181ZM181 160H179V161H181ZM189 160H190V159H189ZM201 160H202V159H201ZM201 160H197V161L200 162ZM203 160H202V161H203ZM211 160H212V159H211ZM194 161H196V160H194ZM197 161H196V162H197ZM207 161H208V163H209V159H208ZM217 161H218V160H217ZM219 161H220V160H219ZM152 162H153V161H152ZM154 162L156 163V161H154ZM167 162H168V161H166V163H167ZM177 162H178V161H177ZM199 162H197V164H199ZM203 162H204V161H203ZM210 162H211V161H210ZM178 163H179V162H178ZM180 163H181V162H180ZM182 163L184 164V163H186V162H184V161L182 160ZM204 163H205V162H204ZM215 163H216V161H215ZM223 163H224V162H223ZM163 164H162V168L164 167ZM167 164H168V163H167ZM167 164H165V166H166ZM183 164H182V165H183ZM205 164H206V163H205ZM211 164H212V162L209 163V166H210ZM218 164H219V163H218ZM97 165H98V164H97ZM152 165H153V164H152ZM182 165H179V166H180L181 168H184V169H185V167H183ZM184 165H185V164H184ZM199 165H200V164H199ZM221 165H222V164H221ZM103 166H104V165H103ZM158 166H159V162H158ZM158 166H155V167H158ZM171 166H172V165H171ZM171 166H167V167H168L167 169L169 170V167H171ZM185 166H187V167H189L190 169H192V168H191V167H192V163H190V164L188 163V164H186ZM196 166H197V165H196ZM201 166H202V163H201ZM204 166L206 167V165H203V167H204ZM212 166H213V165H211V167H212ZM148 167H150V166H148ZM153 167H154V166H153ZM160 167H161V166H160ZM177 167H178V166H177ZM203 167H202V169H204ZM3 168H4V166H3ZM3 168L1 167V168H0V171H1V169L3 170ZM103 168L105 169V166H104ZM158 168H159V167H158ZM149 169H150V168H149ZM159 169H160V168H159ZM146 170H147V169H146ZM146 170H145V171H146ZM157 170H158V169H157ZM163 170H164V168H163ZM165 170H166V169H165ZM173 170H174V169H173ZM179 170H180V169H179ZM206 170H208V169H206ZM158 171H159V170H158ZM177 171H178V169H177ZM185 171H186V170H185ZM190 171L192 172V170H190ZM196 171H197V170H196ZM211 171H212V170H211ZM73 172L75 173V170H74ZM78 172H79V170H78ZM148 172H149V170H148ZM152 172H153V171H152ZM161 172H163V171H161ZM170 172H171V169H170ZM170 172H169V174L172 173V172H171V173H170ZM173 172H174V171H173ZM175 172H176V171H175ZM206 172H207V171H206ZM0 173L2 174L3 171L0 172ZM70 173H71V172H70ZM113 173H114V172H112L111 174H113ZM146 173H147V171L145 172V174H146ZM165 173H166V172H165ZM165 173H162V175L165 174ZM210 173H211V172H210ZM259 173H260V172H259ZM259 173H258V174H259ZM1 174H0V177H1ZM143 174H144V173H143ZM156 174H157V173H156ZM182 174H183V172H182ZM188 174L190 175V173H188ZM211 174H213V172H212ZM71 175L74 176L75 174H71ZM148 175H149V174H148ZM158 175H159V172H158ZM166 175H168V173H167ZM177 175H178V174H177ZM191 175H192V173H191ZM195 175H196V174H195ZM201 175H202V174H201ZM208 175H209V174H208ZM75 176H76V175H75ZM75 176H74V177H75ZM150 176H151V175H150ZM152 176H153V175H152ZM164 176H165V175H164ZM164 176H162V177H164ZM173 176H174V175H173ZM173 176H172V177H173ZM175 176H176V175H175ZM154 177H155V176H153V179H154ZM157 177H158V176H157ZM176 177H177V176H176ZM182 177H184V176H182ZM185 177L187 178V175H186ZM193 177H194V176H193ZM193 177H192V178H193ZM208 177H209V176H208ZM210 177H211V176H210ZM159 178H160V177H159ZM165 178H166V177H165ZM180 178H181V176H180ZM194 178H195V177H194ZM194 178H193V179H194ZM204 178H206V177H204ZM204 178H203V179H204ZM212 178H213V177H212ZM173 179H174V178H173ZM181 179H182V178H181ZM183 179H184V178H183ZM187 179H188V178H187ZM195 179H197V178H195ZM216 179H217V178H216ZM216 179H215V180H216ZM2 180H3V179H2ZM156 180H157V178H156ZM170 180H171V179H170ZM177 180H179V178H178ZM184 180H185V179H184ZM211 180H212V179H211ZM211 180H210V182H211ZM215 180H212V181H214V183H215ZM0 181H1V180H0ZM152 181H154V180H152ZM158 181H159V180H158ZM185 181H186V180H185ZM203 181H205V179H204ZM1 182H2V181H1ZM1 182H0V183H1ZM183 182H184V181H182V182H180V183H183ZM200 182H201V181H200ZM79 183H80V181L77 183V186L79 185ZM187 183H188V182H187ZM193 183L195 184L196 182H193ZM203 183H204V184H207V181H206V182H203ZM75 184H76V183H75ZM82 184H83V183H82ZM169 184H170V183H169ZM185 184H186V183H185ZM191 184H192V182H191ZM191 184H190V187H191ZM194 184H192V186H193ZM199 184H200V183L198 182L197 185H199ZM201 184H202V182H201ZM215 184H216V183H215ZM80 185H81V184H80ZM80 185H79V186H80ZM173 185H174V184H173ZM188 185H189V184H188ZM208 185H209V184H208ZM208 185H207V186H208ZM74 186H75V185H74ZM180 186H181V184H180ZM186 186H187V184H186ZM195 186H196V185H195ZM200 186H201V185H200ZM213 186H214V184H213ZM215 186H216V185H215ZM71 187H73V185H72ZM176 187H177V186H176ZM183 187H184V186H183ZM190 187H189V188H190ZM202 187H204V185H203ZM80 188H81V187H80ZM168 188H169V187H168ZM179 188H180V190H179L180 192H179V191H178V192H175V191L173 192V190H174L173 188H172V191H171V192H170L171 189H170L169 191H167V192H170V193H169L170 196L168 195L169 197H168V199H167V202H168L167 204H168V205H166L164 202L162 203L164 206H168V207H167V208L164 207V209H165L164 211H166L164 214H163V211L161 210V212H162L161 215L163 214L162 216L159 215V214H158V215L161 217V220H163V222H165V223H166V222L168 223V222L170 221V219L174 218V216L176 215V212H177V210H178L179 207L181 208V206H184V204L186 205V200H187V195H186L187 193H186V191H187L189 188H188V189H186V188H182V189H181V187H179ZM200 188H201V187H200ZM204 188H205V187H204ZM204 188H203V189H204ZM209 188H210V187H209ZM209 188H208V189H209ZM215 188H218V186H216ZM0 189H1V188H0ZM166 189H167V188H166ZM177 189H178V188H177ZM194 189H195V188H194ZM211 189H213V187H211ZM211 189H209V191H210ZM77 190H78V187L76 188V191H75V192H76V193H78V192L80 193L81 190H80V189H79L80 191H77ZM189 190H190V189H189ZM197 191H198V189H197ZM201 191H203V190L201 189ZM205 191H207L206 188H205ZM211 191H212V190H211ZM198 192H199V191H198ZM1 193H2V191L0 190V195L4 194V192H3L2 194H1ZM71 193H73V192H71ZM210 193H211V192H210ZM210 193L208 192L209 195H210ZM134 194H135V193H134ZM198 194H199V193H198ZM211 194H212V193H211ZM213 194H214V193H213ZM78 195H79V194H78ZM130 195H132V196L134 197L133 194H130ZM165 195H166V194H165ZM196 195H197V192H196ZM166 196H167V195H166ZM189 196H190V195H189ZM212 196H213V195H212ZM164 197H165V196H164ZM209 197H211V196H209ZM0 198H1V197H0ZM189 198H190V197H189ZM56 199H58V196L54 199V201H55ZM192 199H193V197H192ZM197 199H198V197H197ZM197 199H196V200H197ZM214 199H215V198H214ZM163 200H164V199H163ZM190 200H191V199H189V201H190ZM196 200H195V201H196ZM211 200H212V199H211ZM57 201H58V200H56V202H57ZM164 201L166 202V199H165ZM193 201H194V200H193ZM52 202H53V201H52ZM58 202H60V201H58ZM198 202H199V201H198ZM60 203H61V202H60ZM195 203H196V202H195ZM49 204H50V203H49ZM52 204H53V203H52ZM52 204H51V206H52ZM54 204H55V203H54ZM158 204H159V203H158ZM189 204H191V201H190ZM163 205L160 204L158 207H160V208L162 209V206H163ZM194 205H196V204H194ZM47 206H48V204H47ZM191 206H193V205H191ZM37 207H38V206H37ZM188 207H189V206H188ZM160 208H159V209H160ZM183 208H184V207H183ZM183 208H182V209H183ZM58 209H61V208H58ZM184 210H187V209L184 208ZM51 211H52V210H51ZM63 211H64V209H63ZM179 211H180L181 214H182L183 211H181V210H179ZM37 212H38V215H37V216H41V218H42V217L45 218L46 216H48V215L50 216V214H51V212H50V214H49V208H48V207H46V208H45V207H40V208L37 209ZM154 212H156V211H154ZM180 212H178V213H180ZM187 212H188V211H187ZM157 213H158V212H157ZM157 213L154 214V215H157ZM183 213H184V212H183ZM251 213H253V211H251ZM33 214H35V213L33 212ZM108 214H109V212H108ZM60 215H61V217L64 216V215L62 216V214H60ZM107 216H108V215H107ZM248 216H249V215H248ZM54 217H55V216H54ZM61 217L59 216L58 218L60 219ZM110 217H111V216H110ZM149 217H152V216H149ZM39 218H40V217H38V221L40 220ZM175 218H177V217L175 216ZM31 219H32V218H31ZM33 219H35V217H34ZM36 219H37V218H36ZM56 219H57V218H56ZM56 219H54V218H50V219H49L48 217H46L45 219H43L44 222H46V223H45V224H46V230H49V229H50V231H51V229H54L53 223L55 224V221H54V220H56ZM61 219H62V218H61ZM61 219H60V220H61ZM63 219L65 220L66 218L64 217ZM113 219H114V218H113ZM113 219H111V221H109V222L111 223ZM177 219H178V218H177ZM177 219H176V220H177ZM41 220H42V219H41ZM60 220H59V221H60ZM64 220H61V221H63V222L66 223V221H64ZM140 220H141V219H140ZM140 220H139V221H140ZM148 220H149V219H148ZM154 220H155V219H154ZM178 220H179V219H178ZM206 220H207V219H206ZM38 221H37L36 225L38 224ZM53 221H54V222H53ZM78 221H80V220H78ZM78 221H77V222H78ZM115 221H116V220H115ZM115 221H114V222H115ZM122 221H123V220H121V222H122ZM152 221H153V220H152ZM35 222H36V221H35ZM39 222H40V221H39ZM68 222H70L71 225L74 224V223H72V221H68ZM117 222H118V221H117ZM117 222H116V223H117ZM121 222H120V224H121ZM123 222H124V221H123ZM126 222H127V221H126ZM141 222H142V221H141ZM156 222H157V220L154 222V224H156ZM172 222H173V221H172ZM30 223H33V222H30ZM79 223H80V222H79ZM116 223H113V224H116ZM147 223H148V222H147ZM149 223H150V222H149ZM167 223H166V224H167ZM169 223H170V222H169ZM33 224H34V223H33ZM58 224H59V223H56V225H58ZM68 224H69V223H67V225H68ZM70 224H69L68 227H70ZM105 224H106V223H105ZM117 224H118V223H117ZM142 224H143V223H142ZM144 224H145V226H146V223H145V222H144ZM144 224H143V226H144ZM34 225H35V224H34ZM74 225H75V224H74ZM74 225H72V226H74ZM126 225H127V224H126ZM149 225H150V224H149ZM72 226H71V227H72ZM76 226H78L77 223H76ZM80 226H81V225H80ZM103 226H104V225H103ZM119 226H120V225H119ZM123 226H124V225H123ZM123 226H121V227H123ZM168 226H170V225H168ZM202 226H203V225H202ZM38 227H39V226H38ZM40 227H41V223H40ZM57 227H58V226H57ZM74 227H75V226H74ZM108 227H109V226H108ZM110 227H111V226H110ZM121 227L118 228V229H121ZM128 227H129V226H128ZM136 227H137V226H136ZM136 227H134V228H136ZM147 227H148V226H147ZM149 227H150V226H149ZM173 227H174V226H173ZM100 228H101V227H100ZM115 228H117V226H115ZM115 228H114V229H115ZM132 228H133V225H132ZM134 228H133V229H134ZM139 228H140V226H139ZM141 228H142V227H141ZM169 228H170V227H169ZM60 229H61V228H60ZM62 229H63V228H62ZM118 229H117V230H118ZM129 229H131V228H129ZM137 229H138V228H137ZM137 229H135V230H137ZM165 229H166L165 231H167L168 228H165ZM171 229H172V228H171ZM198 229H199V228H198ZM66 230H67V229H66ZM68 230H69V229H68ZM68 230H67V231H68ZM79 230H80V228H79ZM79 230H77V234H76V235L73 233L70 237H68V241H69V244H68V245H66L65 243H63V244H65V246H64L65 249H64V250L62 249V251H65V252H64L63 255H62V256H64V257H61V256H60L61 258H63V259H61V264H74V263H76V262L79 260V256H78V254H79V252H80L79 250L82 249V251H83V248H86V247H87L86 245L88 244L87 241H88V239H89L88 237H86L87 235H86V236H85V235H80V236H84V237H86V238H88V239H85L84 237H82L81 239L83 240V242H82V243H81V242H80V243L78 242V241L80 240V238H79L80 236L78 235V234H80V233H78ZM83 230H84V229H83ZM83 230H82V231H83ZM121 230H122V229H121ZM124 230H126V228H125ZM172 230H173V229H172ZM52 231H54V230H52ZM55 231H56V230H55ZM55 231H54V233H55ZM58 231H59V230H58ZM69 231H70V230H69ZM80 231H81V230H80ZM87 231H88V230H87ZM96 231H98V230L96 229ZM107 231H108V230H107ZM119 231H120V230H119ZM132 231H133V230H132ZM132 231H131V232H132ZM140 231H141V230H140ZM140 231H139V232L137 231L138 233H140L139 235H141V232H140ZM43 232H44V230H43ZM46 232H48V231H46ZM63 232L65 233L66 231L64 230ZM70 232H72V231H70ZM73 232L76 233L75 230H74ZM109 232H110V231H109ZM122 232H124V231H122ZM127 232H128V231H127ZM134 232H135V231H134ZM134 232H132L133 235H136V234H134ZM144 232H145V231H143V233H144ZM168 232H169V231H167V233H168ZM44 233H45V232H44ZM56 233H57V232H56ZM106 233H107V232H106ZM111 233H113V232L111 231ZM111 233H110V234H111ZM125 233H126V232H124V234H125ZM172 233H173V232H172ZM58 234H59V233H58ZM70 234H71V233H70ZM83 234H85V232H84ZM98 234H99V233H97V235H98ZM107 234H109V233H107ZM147 234H148V237H149V232H148ZM150 234H152V233H150ZM158 234L160 235L161 233L158 232ZM158 234H157V236H156L155 234L152 235V236H153V237L156 236L155 238L158 237V239H159ZM59 235H60V234H59ZM59 235H58V236H59ZM61 235L64 236L63 233H62ZM61 235H60V236H61ZM67 235H69V233H68ZM89 235H90V234H89ZM92 235H93V233H92ZM95 235H96V234H95ZM95 235H94V236H95ZM116 235H117V234H116ZM116 235L113 234V237H116ZM119 235H120V233H119ZM164 235H165V234H163V237H164ZM58 236H56V237L58 238ZM63 236H62V237H63ZM106 236H107V235H106ZM108 236H109V235H108ZM111 236H112V235H111ZM117 236H118V235H117ZM141 236H144V235H141ZM152 236H151V238H153ZM160 236H161V235H160ZM0 237H1V236H0ZM89 237H92V236H89ZM95 237H96V236H95ZM120 237H121V235H120ZM122 237H123V239H122L123 241H124L125 238H126V241H128L129 239H131V237H129L128 235H127V236L125 235V238H124V236H122ZM128 237H129V239H128ZM135 237H136V236H135ZM135 237H133V238H135ZM138 237H139V236L136 237L137 240H133V241H132V240H129V242L132 241V242L135 243L136 246H138L140 240H142V239H139V238H141V237H139V238H138ZM146 237H147V236H146ZM198 237H199V236H198ZM78 238H79V240H78ZM83 238H84V239H83ZM97 238H98V237H97ZM110 238H111V237H110ZM116 238H118V237H116ZM133 238H132V239H133ZM142 238H144V237H142ZM161 238H162V236H161ZM161 238H160V239H161ZM59 239H60V238H59ZM108 239H109V238H108ZM111 239H112V241H110V243H108V244H105V250H103L102 253H101V255H102V257L100 258V259H102L101 263H103L104 260H107L106 258H108L109 261H111V260H110V257H111V256L114 257V256H113V252H115V250H113L110 246H112V244L114 243L113 240H114L115 238H114V239L111 238ZM111 239H110V240H111ZM127 239H128V240H127ZM56 240H58V239H56ZM86 240H87V241H86ZM90 240H91V239H90ZM92 240H93V238H92ZM104 240H105V239H104ZM106 240H107V239H106ZM106 240H105V241H106ZM122 240H121V241H122ZM144 240H145V238H144ZM156 240H157V239H156ZM161 240H163V238H162ZM161 240H160V241H161ZM94 241H95V240H94ZM105 241H104V243H105ZM119 241H120V238H119ZM160 241H158V242H160ZM165 241H166V240H165ZM165 241H164V242H165ZM86 242H87V243H86ZM101 242H102V241H101ZM117 242H118V241H117ZM147 242H148V240H147ZM152 242H154V241H152ZM52 243H53V242H52ZM58 243L61 245V241H58ZM89 243H91V242L89 241ZM111 243H112V244H111ZM120 243H121V242H120ZM120 243H119V244H120ZM145 243H146V242H145ZM149 243H150V244H149ZM149 243H148V245L152 246V245H151V242H149ZM155 243H156V242H155ZM161 243H162V242H161ZM161 243H160V247L163 246V244L161 245ZM166 243H167V242H166ZM166 243H165V244H166ZM78 244H79V245H78ZM131 244H132V243H131ZM141 244H142V243H141ZM156 244H157V243H156ZM53 245H54V244H53ZM102 245H104V244H102ZM113 245H114V244H113ZM115 245H116V244H115ZM121 245H122V247H123V243H122ZM124 245H125V244H124ZM135 245H131L132 248H133ZM54 246H56V245H54ZM61 246H62V245H61ZM88 246H89V245H88ZM136 246H135V247H136ZM141 246H142V245H141ZM143 246L145 247V244H143ZM154 246H155V245H154ZM89 247H90V246H89ZM113 247H114V246H113ZM115 247H117V246H115ZM128 247H129V246H128ZM128 247H127V248H128ZM152 247H153V246H152ZM160 247H159V248H160ZM49 248H50V247H49ZM56 248H57V246H56ZM58 248H59L58 250H61L60 247H58ZM90 248H92V247H90ZM93 248H94V247H93ZM93 248H92V249H93ZM117 248H118V247H117ZM132 248H131V249H132ZM147 248H148V247H147ZM254 248H255V247H254ZM254 248H253V250L256 249V248H255V249H254ZM87 249H88V247H87ZM87 249H86V251H84V254L88 251ZM92 249H90V252H88L89 254L93 252ZM98 249H99V247H98ZM103 249H104V248H103ZM119 249H120V248H119ZM119 249H118V250H119ZM134 249H135V248H134ZM136 249H138V247H137ZM143 249H144V248H143ZM151 249H152V248H151ZM157 249H158V248H157ZM162 249H163V247H162ZM56 250H57V249H56ZM99 250H100V249H99ZM123 250H124V249H123ZM129 250H130V248H129ZM138 250H139V249H138ZM145 250H146V249H145ZM147 250H149V249H147ZM262 250H263V249H262ZM17 251H18V250H17ZM29 251H30V249H29ZM29 251H28V252H29ZM31 251H33V250L31 249ZM91 251H92V252H91ZM95 251H96V250H95ZM131 251H134V250L132 249ZM131 251H130V252H131ZM135 251H136V250H135ZM140 251H141V250H140ZM149 251H150V250H149ZM157 251H158V250H157ZM255 251H256V250H255ZM20 252H22V251H20ZM38 252H40V251H38ZM116 252L119 253L118 251H116ZM120 252H121V250H120ZM127 252H128V251H127ZM142 252H144V251H142ZM142 252H141V253H142ZM151 252H152V251H151ZM154 252H155V251H154ZM250 252H251V251H250ZM250 252H249V254H250ZM258 252H259V251H258ZM33 253H34V252H33ZM40 253H41V252H40ZM45 253H46V252H45ZM47 253H48V252H47ZM93 253H94V252H93ZM117 253H116V254H117ZM152 253H153V252H152ZM18 254H19V253H18ZM21 254L23 255V252H22ZM34 254H35V253H34ZM58 254H59V253H58ZM96 254H97V251H96ZM116 254H114V255H116ZM124 254H126V253H124ZM145 254H146V253H145ZM252 254H253V253H252ZM256 254H257V253L255 252L254 255H256ZM259 254H260V253H259ZM262 254H263V253H262ZM19 255H20V254H19ZM19 255H18V257H19ZM22 255H21V258H22ZM24 255H26V253H24ZM37 255H38V254H37ZM37 255H36V256L31 255V256H33V257H32L33 259L31 258L32 261H31V260H28V261H29L31 264H43V262H44V257H45V256L43 257V255H41V254H39V256H37ZM48 255H49V253H48ZM48 255H47V256H48ZM54 255H56V254H54ZM54 255H53V256H54ZM80 255H81V253H80ZM82 255H83V254H82ZM82 255H81V256H82ZM91 255H92V254H91ZM91 255H90L89 257H92V256H93V255H92V256H91ZM122 255H123V254H122ZM132 255H134V254H132ZM138 255H139V254H138ZM140 255H141V254H140ZM142 255L144 256V254H142ZM147 255H149V254H147ZM260 255H261V254H260ZM263 255H264V254H263ZM57 256H58V255H57ZM57 256H56V258H57ZM72 256L74 257V258H73V261H72V258H70V257H72ZM85 256H86V255H85ZM94 256H95V253H94ZM94 256H93V257H94ZM109 256H110V257H109ZM116 256H117V255H116ZM116 256H115V258H116ZM123 256H124V255H123ZM130 256H131V255H130ZM130 256H129V257H130ZM23 257H24V256H23ZM27 257H28V255H27ZM49 257H51V256H49ZM93 257H92V258H93ZM98 257H99V256H98ZM98 257H96L95 259H98ZM252 257H253V256H252ZM259 257H261V256L257 255V258H259ZM14 258H17V257H14ZM19 258H20V257H19ZM19 258H17V259H19ZM25 258H26V256H25ZM29 258H30V257H29ZM46 258H47V257H46ZM46 258H45V259H46ZM53 258H54V257H53ZM87 258H88V257H87ZM87 258H84V259L87 260ZM92 258H91V259H92ZM125 258H126V257H124V259H125ZM130 258H131V257H130ZM144 258H145V260H146V259H150V258H146V257H144ZM26 259H27V258H26ZM26 259L24 260L25 262L27 261ZM42 259H43V261H42ZM58 259L60 260V258H58ZM81 259H82V258H81ZM116 259H117V258H116ZM124 259H123V260H124ZM126 259H127V258H126ZM126 259H125V262H123V263H125V264H126V261H127ZM244 259H245V258H244ZM254 259H255V258H254ZM12 260H14V259H12ZM22 260H23V259H20V262H22ZM49 260H50V259H49ZM86 260H84V261H86ZM88 260H90V258H89ZM92 260H93V259H92ZM123 260H122V261H123ZM131 260H132V258H131ZM131 260H130V261H131ZM142 260H143V258L141 259V261H142ZM151 260H152V259H151ZM246 260H248V259H246ZM263 260H264V259H263ZM263 260H262V261H263ZM18 261H19V260H18ZM28 261L26 262V264L28 263ZM45 261H46V260H45ZM75 261H76V262H75ZM82 261H83V260H82ZM97 261H98V260H97ZM109 261L107 262L108 264H109ZM112 261H113V259H112ZM115 261H116V260H115ZM136 261H138V260H136ZM139 261H140V259H139ZM143 261H144V260H143ZM15 262H16V259H15ZM20 262H17V263L19 264ZM48 262H49V261H48ZM56 262H57V261H56ZM89 262H90V261H89ZM148 262H149V261H148ZM17 263H15V264H17ZM30 263H29V264H30ZM45 263H47V262H45ZM50 263H51V262H50ZM96 263H97V264H101L100 261H99V262H96ZM116 263H117V262H116ZM118 263H119V261H118ZM135 263H136V262H135ZM151 263H152V262H151ZM151 263H149V264H151ZM251 263H253V262H251ZM22 264H23V263H22ZM24 264H25V263H24ZM77 264H78V263H77ZM91 264H93L92 261H91ZM113 264H115V263L113 262ZM129 264H130V263H129ZM146 264H148L147 261H146ZM248 264H249V263H248ZM260 264H263V263H261V259H260Z\"/></svg>",
	"mask_w": 264,
	"mask_h": 264
}]
</instances>
